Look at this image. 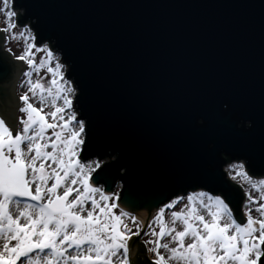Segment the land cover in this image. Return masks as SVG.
Here are the masks:
<instances>
[{"label": "snow or ice", "instance_id": "obj_1", "mask_svg": "<svg viewBox=\"0 0 264 264\" xmlns=\"http://www.w3.org/2000/svg\"><path fill=\"white\" fill-rule=\"evenodd\" d=\"M16 7L0 0V43L27 66L19 126L0 116V264H142L145 251L150 264H264V121L258 145L249 147L256 122L229 99L193 109L188 125L208 168L141 221L112 189L110 166L88 152V124L63 49L40 33L38 17H18ZM11 41L23 42L18 55ZM229 151L224 172L247 185L242 198L211 170ZM134 237L144 246L136 258Z\"/></svg>", "mask_w": 264, "mask_h": 264}, {"label": "water", "instance_id": "obj_2", "mask_svg": "<svg viewBox=\"0 0 264 264\" xmlns=\"http://www.w3.org/2000/svg\"><path fill=\"white\" fill-rule=\"evenodd\" d=\"M21 18L63 49L79 88L77 111L88 124V152L109 167L135 215L150 219L174 190L208 168L188 117L210 98H227L256 122L246 141L259 143L264 121V0H16ZM28 22V19H25ZM0 36H3L0 33ZM0 116L16 127L14 87L24 64L1 50ZM241 125L238 124L237 127ZM247 127V120L244 121ZM225 139L230 133L224 130ZM232 151L211 169L227 179ZM94 158V157H90ZM258 175V174H253ZM242 215V213H240ZM132 256L143 248L136 238ZM145 251L143 260L150 264Z\"/></svg>", "mask_w": 264, "mask_h": 264}, {"label": "rangeland", "instance_id": "obj_3", "mask_svg": "<svg viewBox=\"0 0 264 264\" xmlns=\"http://www.w3.org/2000/svg\"><path fill=\"white\" fill-rule=\"evenodd\" d=\"M16 11H17V16L20 15V14H22V11H21V10H17V9H16ZM4 26H5V19H4L3 15L0 14V28H2V27H4ZM2 35H6V33H2ZM5 47H6V46L4 45L2 48L5 50ZM7 47H10V48L12 49V53L18 55V54L20 53V51L22 50L23 42H22V41H19V42H17V41H11V42L7 45ZM38 55H39V54H38ZM12 59H15L13 54H12ZM23 64H24V63H23ZM26 67H27V66L24 64L23 71L26 69ZM22 73H23V72H22ZM34 78H35V77H34ZM22 79H23V75L21 74V75L18 77V81L16 82L15 87H14V89H13V90H14V94L16 95L17 98H18L19 94L25 90L24 88L20 87V81H21ZM17 100H18V99H17ZM18 105H19V102H18ZM20 115H22V114L19 113L18 110H17L16 115H15L16 118H18ZM18 126H19V124H18V119H17V121H16V127H18ZM113 159H114L113 157L106 158V159H102V160H101V161H102V165H104L105 163H109V162H111ZM226 176H227V174H226ZM227 179H228L229 181H232V183L238 185V186L241 188V191H242V192H243V188H244V187H247V185H244V186L242 187V186L240 185L239 181L231 180V179L228 178V176H227ZM120 186H121V184L117 182V183L114 185L113 190L121 191V187H120ZM154 214H155V212H154ZM141 239H142V238H141ZM143 239H146V237H144ZM147 257H149V259L151 260V254H150V253H148V256H147Z\"/></svg>", "mask_w": 264, "mask_h": 264}, {"label": "bare ground", "instance_id": "obj_4", "mask_svg": "<svg viewBox=\"0 0 264 264\" xmlns=\"http://www.w3.org/2000/svg\"><path fill=\"white\" fill-rule=\"evenodd\" d=\"M17 10H19V9H17ZM21 11H22V14L18 15V17H22V16H23L24 12H23V10H21ZM3 46H4V44H3ZM3 46H2V47H3ZM1 50L5 51L3 48H1ZM5 52H6V51H5ZM7 53H8V52H7ZM8 54H9L10 57L12 58V54H11V53H8ZM153 212H155V211H153ZM137 217H138V219L141 220V221L144 220L143 216H140L139 214H137Z\"/></svg>", "mask_w": 264, "mask_h": 264}]
</instances>
